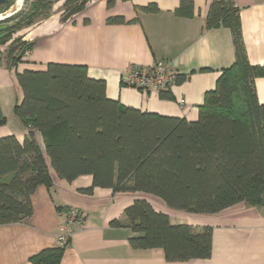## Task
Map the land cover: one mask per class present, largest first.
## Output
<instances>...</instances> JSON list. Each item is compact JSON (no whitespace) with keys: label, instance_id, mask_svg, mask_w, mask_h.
<instances>
[{"label":"trees","instance_id":"1","mask_svg":"<svg viewBox=\"0 0 264 264\" xmlns=\"http://www.w3.org/2000/svg\"><path fill=\"white\" fill-rule=\"evenodd\" d=\"M59 0H16L0 6V44L10 41L7 65L15 66L31 47L14 34L51 13ZM60 20L83 11L91 0H62ZM114 0H107L110 6ZM140 9L157 11L150 3ZM191 0H180L175 14L191 16ZM109 17V23H122ZM230 30L234 60L207 91L197 118L161 116L120 105L107 98L105 81L89 77L85 65L48 63L44 71L15 73L21 100L14 115L27 128L22 142L0 137V225L18 223L33 212L31 196L39 185L50 188L54 176L71 182L89 175L95 187L136 192L159 198L171 209L215 213L239 202L264 206V103L257 100L254 80L264 65L251 64L245 54L239 8L232 0H212L206 29ZM4 60V61H6ZM184 75L176 74L174 83ZM170 99L169 89H158ZM6 118L0 111V126ZM41 137L42 145L35 139ZM125 220H113L136 236L134 249L161 248L167 261L208 258L212 228L170 223L145 198L127 206ZM64 246L31 256L33 264H59Z\"/></svg>","mask_w":264,"mask_h":264},{"label":"crops","instance_id":"2","mask_svg":"<svg viewBox=\"0 0 264 264\" xmlns=\"http://www.w3.org/2000/svg\"><path fill=\"white\" fill-rule=\"evenodd\" d=\"M193 13L175 14L180 0H91L85 9L65 22L60 20L62 0L48 16L23 28V41L31 47L13 67L0 64V111L6 118L0 137L13 135L22 142L27 128L14 115L21 100L15 73L44 71L48 63L85 65L89 77L105 81L107 98L141 112L194 121L207 91L215 88L222 71L234 60L230 30L206 29L204 20L212 0H191ZM239 8L241 35L247 59L264 65V0H232ZM150 3L157 11L142 9ZM121 17L122 23L107 18ZM164 61L173 75H184L169 88L171 98L158 90L127 84L131 66L150 67ZM259 103H264V76L254 80ZM183 99L184 104L179 100ZM35 139L42 145L41 137ZM89 175L71 182L54 176L50 188L39 185L31 196L32 215L18 223L0 225V264H33L31 256L56 247L68 227L67 241L59 264H264V206L239 202L215 213H191L171 209L159 198L136 192H112L95 187ZM145 198L168 215L174 225L212 228L211 254L205 259L167 261L161 248L134 249L128 239L136 236L128 227H115L125 220L123 211L135 199ZM74 209L81 223L68 220Z\"/></svg>","mask_w":264,"mask_h":264},{"label":"built area","instance_id":"3","mask_svg":"<svg viewBox=\"0 0 264 264\" xmlns=\"http://www.w3.org/2000/svg\"><path fill=\"white\" fill-rule=\"evenodd\" d=\"M175 75L168 71V66L164 61H157L148 68L139 66H131L127 69L126 82L133 87H140L142 89H169L174 83ZM180 104H184V100H179ZM68 220H74L81 223L83 215L77 213L74 209H70L67 213ZM68 227L64 229L58 240L57 244L64 246L67 241Z\"/></svg>","mask_w":264,"mask_h":264},{"label":"rangeland","instance_id":"4","mask_svg":"<svg viewBox=\"0 0 264 264\" xmlns=\"http://www.w3.org/2000/svg\"><path fill=\"white\" fill-rule=\"evenodd\" d=\"M22 5V0H20L19 2H16L13 4V6H11L8 10H7V14H10L11 12H13L14 10H16L17 8H20ZM5 15L0 14V20L4 17ZM26 35L24 30H20L17 33L14 34V37L17 38H24V36ZM10 41H7L6 43H2L0 44V64H7L8 61L6 60L5 56H6V50L8 48V45L10 44ZM6 60V61H4Z\"/></svg>","mask_w":264,"mask_h":264},{"label":"water","instance_id":"5","mask_svg":"<svg viewBox=\"0 0 264 264\" xmlns=\"http://www.w3.org/2000/svg\"><path fill=\"white\" fill-rule=\"evenodd\" d=\"M5 3V0H0V6Z\"/></svg>","mask_w":264,"mask_h":264},{"label":"bare ground","instance_id":"6","mask_svg":"<svg viewBox=\"0 0 264 264\" xmlns=\"http://www.w3.org/2000/svg\"><path fill=\"white\" fill-rule=\"evenodd\" d=\"M20 0H17V2H19Z\"/></svg>","mask_w":264,"mask_h":264}]
</instances>
